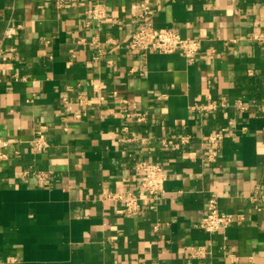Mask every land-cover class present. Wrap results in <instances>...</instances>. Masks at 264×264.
<instances>
[{
  "label": "crops",
  "instance_id": "0c3cea01",
  "mask_svg": "<svg viewBox=\"0 0 264 264\" xmlns=\"http://www.w3.org/2000/svg\"><path fill=\"white\" fill-rule=\"evenodd\" d=\"M152 1L156 28L200 41L193 63L130 50L142 0H0V264H264V0ZM141 162L164 193L128 216L106 196L138 192ZM211 195L234 216L216 234Z\"/></svg>",
  "mask_w": 264,
  "mask_h": 264
},
{
  "label": "built area",
  "instance_id": "2783aa9c",
  "mask_svg": "<svg viewBox=\"0 0 264 264\" xmlns=\"http://www.w3.org/2000/svg\"><path fill=\"white\" fill-rule=\"evenodd\" d=\"M61 2L62 0H59L60 5ZM152 2V0H142L138 6L136 19L139 26L130 35V50L142 56H146L149 53L165 55L179 53L193 63L202 49L200 41L194 38H184L175 29L156 28L152 20ZM89 13L93 20L103 22L106 19V10L101 5L94 6ZM16 34L17 32L14 28H8L5 31V37L8 39L13 38ZM141 73L144 74L142 70ZM236 105L241 109H245L240 102H237ZM218 107H227V103L212 101L206 106H198V109L210 111L216 110ZM124 116L132 117L134 115L127 112ZM144 120L145 116L143 114H137V121L143 122ZM188 139V137H183L182 143H187ZM222 139L223 135L215 134L209 136L208 141L215 149ZM44 140L43 132L39 131L38 139L36 140V148L38 150L46 146ZM217 155L218 152L214 150L209 155L208 161L214 162ZM4 157L3 154H0V162ZM137 169L141 174L140 190L138 192H115L106 196L111 201L119 202L128 216L139 214L143 210L144 204L153 205L158 203L164 193L167 179V171L160 162H141L138 164ZM252 201L257 211L264 215V194L260 192L259 188L256 189ZM233 222L234 216L222 212L219 207L218 197L211 195L207 200L206 212L199 223V228L206 233L216 234L226 230ZM202 255L203 250L200 248L192 253V257H200Z\"/></svg>",
  "mask_w": 264,
  "mask_h": 264
}]
</instances>
